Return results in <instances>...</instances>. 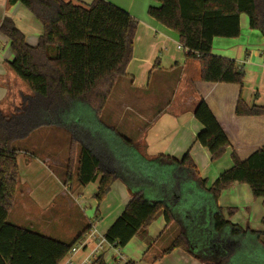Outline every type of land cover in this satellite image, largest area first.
I'll list each match as a JSON object with an SVG mask.
<instances>
[{
  "label": "trees",
  "instance_id": "1",
  "mask_svg": "<svg viewBox=\"0 0 264 264\" xmlns=\"http://www.w3.org/2000/svg\"><path fill=\"white\" fill-rule=\"evenodd\" d=\"M156 1L161 5L151 6L149 15L176 31L187 57L200 62L197 87L198 84L204 85L209 92L219 84L243 86L244 68L235 60L215 55L213 40L215 37H239L243 13L249 16L250 27L264 36V0ZM8 2H19L29 9L41 23L43 31L38 42L31 45L11 17H4L0 25V31L9 38L14 54L10 67L31 91L11 111L6 112L0 106V264H61L84 233L92 228H87L67 243L9 222L20 174L17 159L20 150L15 148V143L48 126L67 127L72 134L66 183L72 181L75 171L80 185L99 181L95 196L99 202L107 196L117 179H124L129 186L134 182L154 184L148 178L161 168L162 160L171 161L175 166L173 178L168 180L173 182L172 187L168 190L163 187V198L151 201L142 188L135 190L125 210L105 234L108 243L115 248H123L135 235L147 233L148 226L160 213H163L167 225L180 220L173 202L191 182H196L198 189L204 192L205 208L209 209L211 202L215 206L213 220L216 230L229 228L231 236L240 243L247 231L225 219L218 199L223 190L239 182L249 184L255 198L264 200V143L248 154L245 150L234 148L233 166L221 173L210 186L201 177L190 153L180 160L169 156L147 159L139 152L133 153L131 158L136 159V164L127 166L124 160L129 157L125 152L120 155V145H112L116 147L114 150L98 151L87 138L91 133L86 127L87 122L90 128L94 120H90L92 116L100 121L115 86L127 77L139 21L107 0H94L89 5L66 0ZM158 64L159 60L156 66ZM197 89L201 99L194 114L204 126L197 141L209 150L215 162L233 143L201 89ZM235 115L264 116V106L250 107L239 95ZM84 121L86 125L82 126ZM106 127L109 129L110 126ZM120 136L129 147L137 149L132 139ZM111 140L114 142L115 136L103 138L104 142ZM78 145L81 147L79 156L76 151ZM139 159L148 167H137ZM188 191L196 193V190ZM261 244L264 245V232ZM177 247L190 250L184 230L164 250L163 255ZM96 263L107 264L102 257ZM211 264H230V255Z\"/></svg>",
  "mask_w": 264,
  "mask_h": 264
},
{
  "label": "crops",
  "instance_id": "2",
  "mask_svg": "<svg viewBox=\"0 0 264 264\" xmlns=\"http://www.w3.org/2000/svg\"><path fill=\"white\" fill-rule=\"evenodd\" d=\"M66 1L89 5L94 0ZM107 1L125 9L139 21L135 38L139 46L138 48L135 46L133 63L127 69V77L117 83L112 92L115 91L114 98L109 99L103 112L106 114L113 109L114 105L124 104V97H127V94H131L139 107L145 109V113L137 112L139 117L134 118L132 113H127L125 109L118 110L116 116L113 117L115 119L112 118L114 122L122 123L124 128L126 119H133L132 125L135 127L132 132L137 138L132 140L136 142L138 152L143 157L155 159L160 156H169L180 160L186 153L191 152L201 177L206 179L210 186L221 173L233 166L234 148L240 151L245 150L248 154L256 147L262 146L264 116L237 117L235 115L239 95L250 107L264 106V36L259 30L250 27L247 14H241L239 37H215L213 40L215 55L235 60L244 68L243 86L219 84L208 92L204 85L198 84L199 87L195 85L200 78L201 65L198 60L188 58L186 51L178 47L179 34L149 15V8L160 6V2L156 0ZM6 16L11 17L24 32L28 43L35 45L38 42L43 27L29 9L19 2L9 4L8 0H0V25ZM164 46L168 52L164 54L166 60H160L156 66ZM170 47L174 50H169ZM13 58L11 42L0 31V106L6 112L19 106L23 97L31 93L10 67L9 63ZM175 72H177V86L173 91V100L161 106L162 113H159L157 109L160 106L159 102L146 94L147 89L150 88L151 77L163 75L165 78L170 75L174 77ZM197 88L201 89L202 95L220 119L233 143L215 162L212 161L209 150L197 141L199 132L204 128L194 114L201 99ZM105 120L111 123L106 117ZM145 125L147 127L143 128ZM79 152L80 149L77 150V156ZM28 156H31V159H28ZM17 159L20 170L19 184L15 204L9 214V221L23 227V220L33 217L35 225L40 224V226L32 231L46 236H49L47 234L49 227L45 224L47 220L37 217L36 214H38L37 208L40 211L44 210L46 206L44 204L57 194L56 190L52 191L53 187L60 191L64 200H69L71 196L76 199V202L78 200L81 203L83 210H86L85 216L89 223L83 232L89 227H94L100 235L105 236L110 226L125 210L136 189L142 188L146 197L151 201L163 198L162 189L164 186L167 190L172 187L173 182H168V180L173 178L175 168L171 161L162 160L161 168H158L159 170L155 173H158L157 176L151 174L148 178L154 184L134 182L129 186L124 179H117L107 196L99 202L95 197L99 181L85 186L80 185L75 171L72 181L67 184L66 174L63 176L56 172L52 155H25L20 151ZM21 160L27 169L25 175H23ZM56 160H59V157H56ZM37 185L43 191L34 194L35 190H38ZM185 189L173 202L174 211L177 212L180 220L167 225L163 213H160L148 226L147 233L135 235L123 247L121 253H118L117 248L109 243L110 254L102 253L90 264H99L96 263L99 257H102L107 264H211L225 255H230V264H264V257L254 258L253 256L254 251L264 254V245L261 244L264 232L262 223L264 200L255 198L249 184L235 182L223 190L218 199V205L224 209L225 219L240 225L247 231L246 236L240 242L245 241L247 246L243 247L238 245L237 238L231 236L229 228L222 231L216 230L213 220L215 206L211 202L209 209L205 208L202 199L205 194L198 189V184L191 182ZM190 189L196 190V193L191 194L188 191ZM47 190L51 191L47 192ZM32 199H35L37 203ZM86 206L93 209H88L87 212ZM30 212L33 216H30ZM57 224L60 225L59 234L65 236L68 231H64L62 223ZM182 230L186 232L190 250L177 247L163 255L164 250ZM87 232L84 233L83 238ZM80 234L72 233L69 236H75L76 239ZM225 241L226 244L223 243ZM64 242L69 243V241ZM248 243L252 244L253 248H249ZM92 249L93 246L90 245L75 254H69L61 264H81L87 258L91 260ZM200 252L210 256L211 260L204 259Z\"/></svg>",
  "mask_w": 264,
  "mask_h": 264
},
{
  "label": "rangeland",
  "instance_id": "3",
  "mask_svg": "<svg viewBox=\"0 0 264 264\" xmlns=\"http://www.w3.org/2000/svg\"><path fill=\"white\" fill-rule=\"evenodd\" d=\"M135 46L136 48H138L139 44L135 42L134 40L133 59H134V55L136 51ZM171 49L174 50L173 47L169 48V50ZM166 53H168L167 48L166 46H164L163 52L159 54V62L160 60H164V61L166 60V56L164 55ZM133 59L130 65L133 63ZM174 75H175L174 77L170 75V76H167L166 78H165V75L161 77H158V76L151 77L150 88L147 89L146 94L148 95V97H152L159 102L160 106H158L157 108L159 110V113H162L161 106L166 105L167 102H170L173 100V91L176 90V86H177L176 85L177 72H175ZM160 79H163V80H160ZM114 95H115V91L114 93H112L110 99L114 98ZM124 100H125L124 104L114 105L113 109H110L108 113L106 114L103 112V114H101V117L99 118L100 119L99 122H97V120L92 116L90 119V120L94 119L91 122L92 125H90V128H89V123L87 122L86 127H88L89 131L91 132L87 136V138H89L90 144L93 145L94 148H97V150L101 152L102 150L108 151V150L116 149V147H113L112 145L114 146H116V144L120 145V149H119L120 155L124 154V152L126 155H128L129 158L125 159L124 163L127 166H129V165L136 164V159L131 158V155L133 153H138V150L136 149V147H129L126 144V142L123 141V138L120 135L126 136L129 139H134V140L137 138L132 132V130L135 127L132 125L133 119L127 118L126 124H124L125 126L124 128L121 125L122 123L114 122L113 119L115 118L113 117L116 116L118 110L122 111V110L127 109L128 111L127 113H132L133 117L135 118V117H139V114L137 115L138 111H142V113H145V109L142 107H139L138 103L135 102L134 97L131 94L129 95L127 94V97H124ZM105 117L106 119L110 120L111 123L109 121H106ZM71 122L73 123V119ZM69 124L70 122L67 124V126ZM85 125H86V121L82 123V126H85ZM106 125L110 126L109 129L106 127ZM145 127H147V125L143 126V128ZM75 129H76V126H75ZM108 135L115 136L114 142L113 140H111V142L103 141V138L104 137L106 138ZM71 142H72V134L68 130L67 127L62 128V127H56V126H48V127H43L37 130L29 138L16 142L15 148L24 152L25 155H36V156H42L43 154L52 155L54 157L53 161L55 164L53 163V165H55L56 172L64 176L67 170V163H68V156L70 154ZM78 149H81L79 145L76 148V151ZM190 155H191V152H190ZM56 157H59V160H56ZM139 161H140V164L137 167L140 166L141 169H145L148 167V164L146 162H143L140 159ZM21 167H22V171L24 172L23 175H25L27 169H25V163H23L22 160H21ZM37 189L38 190H35L34 194L38 191H43L41 190L39 185H37ZM55 190L57 194L53 196L47 203L44 204L46 205L44 210L42 209L40 211L37 208L38 214H36V216L47 220V223L45 224L47 225V227H49L47 231V234L49 235V237H52L60 241L64 238L62 241L72 242L75 239L74 238L75 236L71 237L69 235L72 233H82L89 223L85 216L86 210L85 209L83 210V208L80 206L81 203L78 200H77L78 202L77 203L75 198L69 196V200H66V199L64 200L62 198L63 196L60 194V191H58L57 189H54L53 187L52 191H55ZM48 191H51V190H47V192ZM67 195H69V193H67ZM30 197L33 198L31 195ZM32 200L37 203L35 199H32ZM35 206L36 205H34V207ZM86 209L88 212V209L92 210L93 208L87 207ZM29 214L30 216H33L31 212ZM57 223L59 224L62 223L63 227L65 228L64 231H68L65 236H62L59 234L60 225H58ZM39 226L40 224L38 226L35 225V221L33 217L26 218V220H23V227L26 229H29V230L37 229ZM203 242L204 243L206 242V238ZM244 242L245 241H243L240 244L238 243V245L240 247L247 246ZM223 243L226 244L227 242L225 241ZM248 246L249 248H253L252 244L248 243ZM109 249H110L109 244L106 243L99 252H96L93 256H91V262H93L97 258V256H99L102 253L104 255H109L110 254V251H108ZM116 250H118V253H121L123 248H117ZM200 253H201L200 255L204 259L211 260L210 256L206 255L204 252H200ZM253 256L254 258H261V256L264 257V254L257 253L256 251H254Z\"/></svg>",
  "mask_w": 264,
  "mask_h": 264
},
{
  "label": "built area",
  "instance_id": "4",
  "mask_svg": "<svg viewBox=\"0 0 264 264\" xmlns=\"http://www.w3.org/2000/svg\"><path fill=\"white\" fill-rule=\"evenodd\" d=\"M180 49H183L181 45L178 46ZM108 243L104 235H100L96 228L92 227L85 237L81 239L76 245L73 246L69 254H75L79 250L85 249L88 246L92 245L93 249L91 255H94L96 252H99L104 245ZM109 244V243H108ZM91 260L89 258L85 259L81 264H90Z\"/></svg>",
  "mask_w": 264,
  "mask_h": 264
}]
</instances>
